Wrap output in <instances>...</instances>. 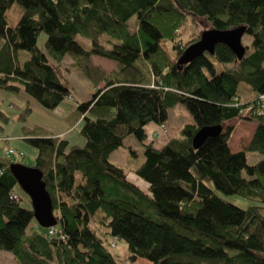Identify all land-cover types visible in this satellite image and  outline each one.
I'll list each match as a JSON object with an SVG mask.
<instances>
[{"label": "trees", "instance_id": "trees-1", "mask_svg": "<svg viewBox=\"0 0 264 264\" xmlns=\"http://www.w3.org/2000/svg\"><path fill=\"white\" fill-rule=\"evenodd\" d=\"M15 4L21 15L12 25L8 12ZM189 16L203 30L246 25L251 41L245 56L237 59L218 43L214 54L178 65L201 33L176 40ZM42 33L47 51L38 46ZM164 39L173 42L174 54ZM0 45V88L23 89L47 108L56 109L71 92L62 71L67 54L103 84L73 113L82 120V143L45 134L39 126L26 130L63 239L40 230L32 204L23 205L10 171L13 163L24 164L12 158L16 149L0 155V250L20 264H132L139 258L152 264H264V112L258 110L264 95V0H0ZM94 55L116 61V69L93 67ZM242 83L255 93L248 102L240 98ZM179 103L194 122L156 147L145 126L165 125ZM240 118L257 126L247 146L232 151L230 122ZM0 119H7L1 109ZM216 125L222 131L195 148L197 131ZM129 135L144 146L135 173L148 190L110 160ZM248 152L260 155L256 163H248ZM109 238L127 243L131 262L117 259Z\"/></svg>", "mask_w": 264, "mask_h": 264}, {"label": "rangeland", "instance_id": "rangeland-1", "mask_svg": "<svg viewBox=\"0 0 264 264\" xmlns=\"http://www.w3.org/2000/svg\"><path fill=\"white\" fill-rule=\"evenodd\" d=\"M20 15V8L17 4H15L8 12L9 23L12 25L16 24ZM134 21L135 17L131 18L129 22L131 27L134 25ZM201 30H203V26H197L189 16L188 19L181 24L180 32L177 35L176 40L187 42L197 36ZM106 37L108 36L105 35L103 37L102 42L107 46L105 43ZM46 38V34L42 33L38 40V46L44 51H47L45 47ZM250 41V35L245 33L243 36V44L249 45ZM84 43L86 46L90 45V42L88 41ZM161 43L172 54H174L173 42L171 40L164 39ZM28 56L29 54L27 51L21 52L22 58L26 59ZM90 62L93 67H95V65L100 66V68L104 69L105 72H111L112 69H116L117 67L116 61L97 55L92 56ZM217 65L220 64L217 63ZM217 70H220L219 66ZM62 71L67 78L68 86L71 89V92L56 109H50L43 106L23 89L20 92H11L0 88V109L7 116L5 121L0 119V123L3 126L0 133V155H3L8 149L10 151V149L14 148V150L16 149V152L14 154L11 152L14 160H22L24 164L33 166L36 162L37 151L30 144H28L25 137L27 134L26 130H28L27 128H33L36 126L43 128L42 132L45 134L54 133L58 135L59 139L66 137L70 140L71 144H80L83 142L84 138L80 133L82 120L81 118L74 120L75 116L73 113L78 102L89 100L96 88L103 84L101 81L97 82L98 80L95 82V79H97L96 75H94L95 79H92L79 67L75 66L74 59L69 54H67L62 61ZM247 88L249 91L251 90L245 83L240 85V89L244 93H247ZM27 108H30V110L27 111ZM246 110L247 109L243 111L244 118L250 111ZM187 115H189V118L192 119V116L186 106L183 103H179L177 107L172 108L170 112V119L166 122L167 125H161L159 130L164 133L168 132L172 137H179L181 128L185 124V120H187ZM192 121L194 122V118ZM235 126L239 129L238 131L236 130L233 135L231 134L232 137L230 138L232 139V146L234 148H245L248 144L247 139L252 137L251 135H253L254 129L249 122L244 123L237 121ZM155 137H157V132L152 135L151 139H156ZM143 149V144H141L133 135H129L125 139L124 145L112 152L110 155V160L112 162L122 166L129 172L128 175L131 180L135 182L139 181L141 184L145 182L138 178L135 173V169L144 159ZM20 150L22 153L24 152L25 155L22 159H20ZM131 150L135 152L133 153ZM247 155L249 164L256 163L260 157V155L256 152H248ZM148 187L149 185H147V190ZM18 190L24 197L23 205L30 206L31 203L29 202L27 196L23 193L24 191L22 190V192L21 188H18ZM233 199L238 203H246V200L240 197H232L231 200ZM33 223L35 224L34 221ZM39 227L40 230L44 231V227L41 225ZM108 244L109 248L113 254L117 256L119 261H122L123 263L131 262L129 259L127 243L124 240L113 238L109 240ZM0 262L1 264H20L10 251L5 250H0ZM132 264L152 263L144 258H139Z\"/></svg>", "mask_w": 264, "mask_h": 264}, {"label": "water", "instance_id": "water-1", "mask_svg": "<svg viewBox=\"0 0 264 264\" xmlns=\"http://www.w3.org/2000/svg\"><path fill=\"white\" fill-rule=\"evenodd\" d=\"M247 30L246 25H237L228 29L205 28L201 31L200 37L184 49L177 59V64L180 66L187 64L206 52L214 54L218 43L225 44L237 59H242L247 50L243 44V36ZM222 129L221 125L201 127L193 137V146L199 147L207 137L220 133ZM10 171L22 190L29 196L34 218L39 225L44 228L56 225L53 200L47 190L42 170L36 166L13 163L10 165Z\"/></svg>", "mask_w": 264, "mask_h": 264}, {"label": "crops", "instance_id": "crops-1", "mask_svg": "<svg viewBox=\"0 0 264 264\" xmlns=\"http://www.w3.org/2000/svg\"><path fill=\"white\" fill-rule=\"evenodd\" d=\"M104 70V69H103ZM105 70H107V69H105ZM112 70H114V69H112ZM106 72H108V71H106ZM241 85V84H240ZM247 90V93H244L241 89H240V86H239V93L241 94L240 95V98H241V100H242V102H248V101H250V100H252L253 98H254V96H255V93H253L251 90L249 91V89L247 88L246 89ZM178 106V104L177 105H175L174 107H177ZM171 110H172V108L170 109V111H169V119H170V112H171ZM192 120L193 119H190L189 118V115H187V120H185V123L187 122V123H189V122H192ZM189 121V122H188ZM237 121H241V122H249L250 123V125L252 126V128L255 130V128H256V126H257V124H256V122H254V121H250V120H247V119H244V118H240V119H236V120H233V121H231L230 122V124L231 125H234V130H233V132H232V135L236 132V130L238 131V127L237 126H235V124L237 123ZM167 125V124H166ZM161 125H157V124H155V123H149V124H147L146 126H145V131H146V134H147V136H148V141H151V142H154V145L156 146V147H162L163 145H165L169 140H170V138L172 137L168 132L167 133H164V132H161L160 130H159V127H160ZM155 132H157V137H155L156 139H151L152 138V135H154V133ZM232 135H231V137H232ZM252 136V135H251ZM175 137V136H174ZM251 138V137H250ZM250 138H248L247 140V143L249 142V140H250ZM229 146H230V148L232 149V151H238V150H241V148H234L233 146H232V139L230 138V140H229ZM139 178V177H138ZM140 180H142L141 178H139ZM145 182V181H144ZM138 183L141 185V187L144 189V190H146L147 189V183L145 182V183H140L139 181H138Z\"/></svg>", "mask_w": 264, "mask_h": 264}, {"label": "built area", "instance_id": "built-area-1", "mask_svg": "<svg viewBox=\"0 0 264 264\" xmlns=\"http://www.w3.org/2000/svg\"><path fill=\"white\" fill-rule=\"evenodd\" d=\"M258 100H259V104H260V108L258 110H259V112L263 113L264 112V95H260ZM253 108H254L253 105L249 106V110H251ZM11 152L13 153L14 149H10V151L8 149V154H12ZM48 231H49V234L58 233L62 239L64 238L63 234L61 233V231L58 230L57 228H55L54 226L49 227Z\"/></svg>", "mask_w": 264, "mask_h": 264}]
</instances>
